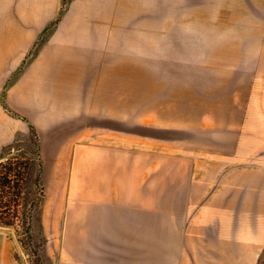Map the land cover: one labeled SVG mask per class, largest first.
Listing matches in <instances>:
<instances>
[{
    "label": "rangeland",
    "instance_id": "1",
    "mask_svg": "<svg viewBox=\"0 0 264 264\" xmlns=\"http://www.w3.org/2000/svg\"><path fill=\"white\" fill-rule=\"evenodd\" d=\"M118 1L124 9L114 15L124 17L131 46L140 32L141 63L139 77L127 71L132 63L122 74L123 110L110 108L98 122L109 134L101 138L109 147L106 176L120 192L141 184L151 194L165 212L158 224L178 243L180 264H264V0ZM25 75L10 74L3 103L28 128L21 141L35 128L32 144L18 155L40 147L46 195L31 242L23 204L11 225L0 219V228L19 258L44 264V245L56 235L47 231L53 212L65 210L71 196L84 208L85 186L71 185L70 159L72 144L91 137L69 135L72 125L54 104L51 80L43 106L31 83L27 111L11 106L6 93Z\"/></svg>",
    "mask_w": 264,
    "mask_h": 264
},
{
    "label": "crops",
    "instance_id": "2",
    "mask_svg": "<svg viewBox=\"0 0 264 264\" xmlns=\"http://www.w3.org/2000/svg\"><path fill=\"white\" fill-rule=\"evenodd\" d=\"M123 5L118 0H0V156L28 133L23 119L3 103L8 77L20 70L26 75L6 93L11 106L27 111L30 83L43 106L46 79L51 80L54 104L72 125L69 135L91 137L87 144H72L70 159L75 169L71 185L75 190L85 186L84 208L72 204L71 196L65 210L53 212L47 231L56 235L44 245V264H180L178 243L167 238L171 230L158 224L165 212L158 211L151 194L142 193L141 184L120 192L106 176L109 147L101 138L109 134L98 122L108 119L110 108L123 110L126 64L132 63L128 72L140 74V32L131 46L124 17L114 15ZM83 170L85 181L79 179ZM0 264H27L1 228Z\"/></svg>",
    "mask_w": 264,
    "mask_h": 264
},
{
    "label": "trees",
    "instance_id": "3",
    "mask_svg": "<svg viewBox=\"0 0 264 264\" xmlns=\"http://www.w3.org/2000/svg\"><path fill=\"white\" fill-rule=\"evenodd\" d=\"M31 130L27 141H14L5 146L0 158V219L11 225L17 217L16 207L23 204L28 210L25 237L30 242L35 218L46 195L40 147L32 146L24 155H18L27 144H32L36 131L33 126ZM8 153H14L15 156L10 157Z\"/></svg>",
    "mask_w": 264,
    "mask_h": 264
},
{
    "label": "bare ground",
    "instance_id": "4",
    "mask_svg": "<svg viewBox=\"0 0 264 264\" xmlns=\"http://www.w3.org/2000/svg\"><path fill=\"white\" fill-rule=\"evenodd\" d=\"M167 248H168V247H167ZM158 249H159V248H158ZM169 250H170V247H169ZM173 250H175V249L173 248ZM158 251H159V250H158ZM156 252H157V251H156ZM168 252H169V251H168ZM173 252H174V251H173ZM157 253H158V252H157ZM157 253H156V254H157ZM159 253H160V252H159ZM159 253H158V254H159ZM173 254H174V253H173ZM169 255H171V254H169Z\"/></svg>",
    "mask_w": 264,
    "mask_h": 264
}]
</instances>
